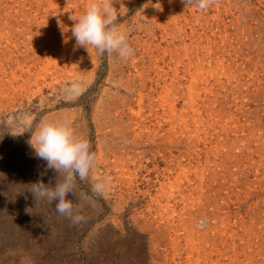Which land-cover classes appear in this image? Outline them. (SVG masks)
I'll return each mask as SVG.
<instances>
[{
	"label": "rangeland",
	"instance_id": "obj_1",
	"mask_svg": "<svg viewBox=\"0 0 264 264\" xmlns=\"http://www.w3.org/2000/svg\"><path fill=\"white\" fill-rule=\"evenodd\" d=\"M92 2L0 0V264H264V0H114L126 60L77 45ZM41 122L96 154L80 225L31 193Z\"/></svg>",
	"mask_w": 264,
	"mask_h": 264
},
{
	"label": "clouds",
	"instance_id": "obj_2",
	"mask_svg": "<svg viewBox=\"0 0 264 264\" xmlns=\"http://www.w3.org/2000/svg\"><path fill=\"white\" fill-rule=\"evenodd\" d=\"M182 3L185 7H196L203 11L213 4L214 0H182ZM113 4L114 0H93L84 14L75 20L71 32L78 46L88 50L91 45L100 54L117 53L120 58L126 60L134 55V50L127 42L126 35L115 23L117 9ZM32 130L29 124L24 132ZM28 143L34 149L35 156L46 162L45 172L51 169L56 173L54 187L52 181L45 184L40 180L32 184L31 193L35 201L43 199L49 204L55 202L56 211L60 215L67 217L72 225H80L85 219L80 214L82 205L74 204L73 200L67 197L71 193L76 197V201L84 199L83 194L76 190L74 180L76 177L80 181L87 180L96 166V154L90 150L89 141L77 138L67 122H41L33 131ZM42 175L44 173H41ZM110 183V178L93 183L91 191L99 196H106ZM26 212L31 214L29 208ZM205 224L206 221L201 220L198 226L202 228Z\"/></svg>",
	"mask_w": 264,
	"mask_h": 264
}]
</instances>
